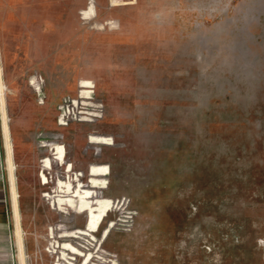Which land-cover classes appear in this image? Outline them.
<instances>
[{"label":"rangeland","instance_id":"obj_1","mask_svg":"<svg viewBox=\"0 0 264 264\" xmlns=\"http://www.w3.org/2000/svg\"><path fill=\"white\" fill-rule=\"evenodd\" d=\"M117 1L0 0L25 264L86 259L58 260L56 235L86 217L53 201L92 164L110 206L70 238L86 263L264 264V0Z\"/></svg>","mask_w":264,"mask_h":264},{"label":"bare ground","instance_id":"obj_2","mask_svg":"<svg viewBox=\"0 0 264 264\" xmlns=\"http://www.w3.org/2000/svg\"><path fill=\"white\" fill-rule=\"evenodd\" d=\"M114 3L119 1L113 0ZM112 2V1H111ZM90 6V5H89ZM90 9V8H89ZM91 10V9H90ZM92 13V12H91ZM89 14V13H88ZM86 11H84L85 17H88ZM89 81L82 80L80 81L79 88L81 89H88ZM6 87L2 81V68H1V61H0V137L3 149V163H4V170L6 175V182H7V193L10 203L11 209V220L13 225L12 231V239L14 242L15 247V257L18 264H25L24 262V253H23V243H22V235L19 223V211H18V196L15 187V175H14V161L12 155V144L10 142L9 137V128L7 123V113H6V106H5V93ZM79 99L82 100H89L91 96L89 91L83 90L80 92L78 96ZM79 101V100H76ZM74 101L77 108H79V102L77 103ZM83 102V101H82ZM88 103V102H87ZM81 104V102H80ZM91 104V103H90ZM82 105L89 106L85 102ZM85 109V108H84ZM89 110V109H85ZM70 113V112H69ZM67 114V113H66ZM85 116H93L90 113H81ZM97 115V114H96ZM65 116V115H64ZM84 116V117H85ZM64 119L58 122V125H64ZM82 121H90L89 118H83ZM88 142L90 144H102L107 145L109 144L108 138L104 136H96L90 135L88 138ZM111 144V143H110ZM52 151L56 156L55 159L59 161H63L65 151L64 148L58 143H52ZM2 163V164H3ZM44 166H50V158L47 156L43 160ZM67 170H72L70 165L66 166ZM107 167L105 165H96L92 164L87 168V178L86 186L81 182L79 178V174H74V180L76 181V186H72V183L68 181H61L60 179L57 180L56 186V193L57 198L53 201V205H57L59 208L63 207L67 211L80 214L84 213L86 217L85 227L83 229L77 230H62L56 235V238H61V243H57V248L60 249V253L58 256L59 259L74 261L78 256H82V258H86L82 264H89L86 263L88 257L91 254L87 253L82 255V250L79 246L73 245L70 241V238H79L81 235L93 237L94 233L98 231L100 223L102 222L103 218L106 215V212L110 206L109 200L101 199L99 196L95 194L94 189H104L105 176L107 175ZM40 178L43 183H46V176L43 172L40 173ZM48 195V193H47ZM92 200L95 202L93 203ZM50 234H53V229L50 228ZM88 239V238H87ZM54 248V246H53ZM68 262V261H67Z\"/></svg>","mask_w":264,"mask_h":264},{"label":"crops","instance_id":"obj_3","mask_svg":"<svg viewBox=\"0 0 264 264\" xmlns=\"http://www.w3.org/2000/svg\"><path fill=\"white\" fill-rule=\"evenodd\" d=\"M1 61V60H0ZM34 76L28 78L31 88ZM13 155V147H12ZM3 163V149L0 137V264H13V242L10 230L9 198L7 193V182Z\"/></svg>","mask_w":264,"mask_h":264}]
</instances>
